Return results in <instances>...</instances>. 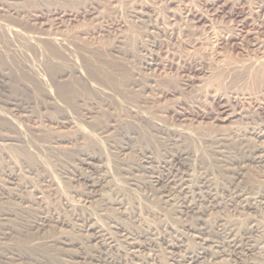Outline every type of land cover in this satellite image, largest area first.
Here are the masks:
<instances>
[{"label": "rangeland", "instance_id": "obj_1", "mask_svg": "<svg viewBox=\"0 0 264 264\" xmlns=\"http://www.w3.org/2000/svg\"><path fill=\"white\" fill-rule=\"evenodd\" d=\"M260 131L264 0H0V264H105L91 258L88 221L152 237L133 259L121 241L109 252L128 264H171L174 242L197 248L192 196L162 203L150 182L175 153L171 172L204 186L195 201L210 238L220 216L242 235L264 209L236 210L229 196L264 201V164L249 156L264 152ZM93 168L117 181L123 208L85 198L79 178Z\"/></svg>", "mask_w": 264, "mask_h": 264}, {"label": "bare ground", "instance_id": "obj_2", "mask_svg": "<svg viewBox=\"0 0 264 264\" xmlns=\"http://www.w3.org/2000/svg\"><path fill=\"white\" fill-rule=\"evenodd\" d=\"M220 7V6H219ZM219 10V9H218ZM56 12V11H55ZM59 12V11H58ZM54 13V12H53ZM62 14V13H61ZM58 16V15H57ZM63 16V15H62ZM56 17V16H55ZM53 18V17H52ZM47 21V20H46ZM48 22V21H47ZM44 23V22H43ZM46 23V22H45ZM49 23V22H48ZM47 23V24H48ZM51 24V23H50ZM58 24V23H57ZM52 26V25H51ZM53 27V26H52ZM15 30V28H13ZM43 29V28H42ZM12 30V29H11ZM40 33V32H38ZM16 34V32H15ZM35 34V33H34ZM42 34V33H41ZM40 34V35H41ZM54 34V33H53ZM52 34V35H53ZM47 35L49 36L50 34L47 33ZM30 36V35H29ZM46 36V35H45ZM36 37V36H35ZM31 38V37H30ZM41 38V37H39ZM59 38V37H58ZM36 39V38H35ZM46 39V38H45ZM53 39V38H52ZM57 39V38H56ZM42 41V40H41ZM44 42V41H42ZM52 42V41H51ZM47 43V45H51L52 43H48V42H44ZM45 46V45H44ZM53 47V46H51ZM43 48V47H42ZM46 50L48 51L49 54H51L53 56H60V52H58L59 50L56 49H49V47H46ZM55 48V47H53ZM42 50V49H41ZM44 50V49H43ZM58 50V51H55ZM63 50H61L62 52ZM46 52V51H44ZM45 54V53H44ZM58 58V57H57ZM62 58V56H61ZM61 75V74H60ZM36 80H34L35 82ZM42 83V82H41ZM34 84V83H33ZM36 84V83H35ZM39 84V83H38ZM40 85V84H39ZM57 91V90H56ZM257 131V130H256ZM256 134V133H255ZM258 137H263L264 138V131H260V133H257ZM258 139V138H257ZM257 141V140H256ZM263 142V141H262ZM26 143V142H25ZM28 144V143H27ZM263 144V143H262ZM258 146V145H257ZM256 146V147H257ZM23 147V146H22ZM263 147V146H262ZM262 147H257L254 148L253 146V150L251 151V154L249 156L252 155V160L256 163H260V164H264V152L262 150ZM261 148V149H260ZM245 149V148H244ZM251 149V148H250ZM249 150V149H248ZM18 151V150H17ZM247 151V150H246ZM250 151V150H249ZM24 151H22L23 153ZM221 153V152H220ZM249 153V152H248ZM248 156V155H247ZM246 156V157H247ZM183 157V153H175V154H171L170 156H168L167 159H163L161 161H159V163L162 162V168L167 170V173L164 174L160 171H155L153 174L151 175V180L150 182L153 183V186L155 187L156 194H158V199H160L163 202H174V196L176 192H182L185 194H190L193 198V201H189L186 203V207H188V210L191 212V214L193 215V219L195 221L194 225H187L188 226V230L191 231L193 238L195 237L196 239L199 240V246L195 249H183L182 243H173V244H167L170 248H176V249H180L179 253L177 252L176 254H174L172 259V262L169 260V262H171V264H221L220 262V257L222 256H234L238 259H240L241 256L246 255L248 257V261L246 264H264V221L261 222L259 220H257V218L255 216H249L248 218V226L246 228V230L244 231V233L242 235L238 234L235 230V228H233L232 226L235 225V218L231 219L228 217H224V216H220L217 218L216 220V224H217V233L220 236L219 240H214L212 238H210L209 236V230L207 231V224L205 221V211L201 205V209L200 206H198L196 204L197 200H200L199 197L203 196L202 193L204 192L203 187L204 186H197V185H193L192 180H191V176L189 175L188 172L182 171V172H177L176 173L173 171L171 172V166L175 167V165L177 164V161L181 160V158ZM227 157V156H226ZM148 157H146L147 159ZM143 160V162L146 163V165L148 163H150L149 160ZM247 159V158H246ZM251 160V158H249ZM231 160V159H230ZM233 160V159H232ZM249 160V161H250ZM237 161V160H236ZM239 161V160H238ZM142 162V161H141ZM87 164V163H86ZM181 164V163H180ZM259 164V165H260ZM150 165V164H149ZM160 165V166H161ZM183 165V164H181ZM235 165V164H234ZM238 165V164H237ZM144 166V165H142ZM158 166V170L161 169ZM151 167V166H150ZM154 167V166H153ZM152 167V168H153ZM146 168V167H145ZM149 168V167H148ZM170 168V170H169ZM264 168V167H263ZM110 170V169H109ZM90 171V170H89ZM98 169H94L92 170V172L90 173H84L79 179L82 180V182L84 183L87 191L85 193V198L89 201V199H100V202H104L106 204H109L110 208L115 207V209L118 208H123V204L121 203L122 199H118L114 196L112 197L110 194L114 191L117 190V181L113 178H108V175H100L98 177H95L93 174L98 172ZM163 171V170H161ZM170 171V172H169ZM148 172V171H147ZM93 173V174H92ZM106 173V172H105ZM232 173V172H231ZM82 174V173H80ZM79 174V175H80ZM104 174V173H102ZM113 174V173H112ZM233 174V173H232ZM237 174V173H235ZM93 175V176H92ZM111 175V174H110ZM238 175V174H237ZM110 177V176H109ZM134 180V178H133ZM191 180V183H190ZM116 181V182H115ZM195 181V180H194ZM129 182V181H128ZM127 182V183H128ZM132 182V181H131ZM134 182V181H133ZM132 182V184H133ZM202 182V180L200 181ZM207 181H204V183ZM119 183V182H118ZM208 183V182H207ZM120 184V183H119ZM151 184V183H150ZM198 184V182L196 183ZM209 184V183H208ZM126 185V184H125ZM135 185V184H134ZM132 185V186H134ZM131 186V185H129ZM126 188V187H125ZM128 188V187H127ZM131 188V187H130ZM153 188V187H152ZM151 188V190H152ZM116 189V190H114ZM240 190V189H239ZM242 190V189H241ZM235 191V190H234ZM233 191V192H234ZM212 192V190H211ZM210 192V193H211ZM114 195V194H113ZM178 195V194H177ZM206 195V194H205ZM204 195V196H205ZM258 196V195H257ZM262 196V195H261ZM189 197V196H187ZM197 197V198H196ZM208 199L211 203H217L215 202V198L213 197L212 194L207 196ZM231 199V203L233 205V207L236 210H245V209H255L258 208L256 207L257 205H259V207H261L263 210L264 209V201L261 202L260 201H252L251 196L246 195L244 193V191H236L232 197L229 196ZM186 198V197H185ZM182 199V200H185ZM204 198V197H203ZM201 197V199H203ZM157 199V200H158ZM190 199V198H189ZM205 199V198H204ZM255 199V198H254ZM181 200V198H180ZM196 200V201H195ZM225 200V199H224ZM230 201V200H229ZM87 202V201H86ZM99 202V201H98ZM171 202V203H172ZM186 202V201H185ZM219 202V200H218ZM103 203V204H104ZM175 203V202H174ZM203 203V202H202ZM101 204V203H100ZM210 204V203H209ZM212 205V204H211ZM175 206V205H174ZM182 206V205H181ZM220 207V205H218ZM183 207V206H182ZM181 207V208H182ZM184 208V207H183ZM183 208L181 210H183ZM207 209V208H206ZM216 209V208H215ZM234 209V210H235ZM90 210V209H89ZM122 210V209H119ZM180 210V211H181ZM185 210V209H184ZM174 211V210H173ZM259 211V210H258ZM179 212V211H177ZM242 212V211H240ZM187 213V212H186ZM98 214V213H96ZM227 214V213H226ZM263 214V213H262ZM188 215V214H187ZM240 215V214H239ZM249 215V214H247ZM189 217V216H188ZM191 217V216H190ZM235 217V216H234ZM246 218V220H247ZM191 219V218H190ZM97 220V219H96ZM181 220H183V218H181ZM244 220V219H243ZM237 221V220H236ZM114 222V221H113ZM180 222V221H179ZM239 222V221H237ZM243 223V222H242ZM84 228L82 226V231H84L86 233V236L88 237L89 242L93 241V240H97L96 242L99 244V248L95 250V252L93 254H91V258L93 261L98 262V263H102L105 262V264H128L126 261L128 258H132V257H136L137 256V252L141 249H146L150 246H152L153 244V239L149 238L148 236L142 235V233L140 234H133L132 232H123V233H119L118 236L121 237V239L119 238H115L118 236L114 235L112 236L111 231L107 230L108 226L105 228L101 223H98L97 221H88L87 223H84ZM117 224V223H116ZM119 224V223H118ZM181 224V223H180ZM110 225V223H109ZM121 227V224H119ZM247 225V224H246ZM117 226V225H115ZM114 226V227H115ZM186 226V225H185ZM184 226V227H185ZM213 226V225H212ZM215 226V225H214ZM78 227V226H77ZM118 227V226H117ZM124 228V227H122ZM170 228V227H169ZM187 228V227H186ZM128 229V228H127ZM209 229V228H208ZM214 229V228H213ZM123 230V229H122ZM175 230V229H174ZM189 232V231H188ZM212 232H214L212 230ZM145 233V232H144ZM240 233V232H239ZM178 234V233H177ZM182 234V233H181ZM211 234V231H210ZM258 235V238H254V235ZM117 235V233H116ZM151 235V234H149ZM153 235V234H152ZM156 235V234H154ZM185 235V234H184ZM191 235V236H192ZM215 235V234H214ZM162 236V235H161ZM216 236V235H215ZM214 237V236H213ZM257 237V236H256ZM180 238V236H179ZM178 238V239H179ZM159 239V238H158ZM161 239V237H160ZM163 239V238H162ZM173 239V238H172ZM167 240V239H166ZM184 240V239H182ZM189 240V239H188ZM119 241L124 242L127 246H128V250H122L124 252V254H130L131 257H127L122 259H117L115 257H113V254L111 256H108L109 252L112 249H120L119 246ZM158 241V240H156ZM173 241V240H172ZM197 241V240H196ZM169 242V241H168ZM167 242V243H168ZM184 242V241H182ZM197 243V242H196ZM156 244V243H155ZM154 244V245H155ZM166 245V246H167ZM189 245V244H188ZM125 246V245H124ZM123 246V247H124ZM190 247V246H188ZM224 247L227 248H231L229 253H226V250L224 249ZM122 248V246H121ZM169 248V249H170ZM192 248V247H191ZM148 251V250H147ZM155 251V250H154ZM178 251V250H177ZM114 252V251H113ZM117 252V251H115ZM228 252V251H227ZM139 253V252H138ZM245 253V254H244ZM172 254V253H171ZM117 255V254H116ZM121 255V254H120ZM169 255V253H168ZM115 256V255H114ZM139 256V255H138ZM151 255H148V257ZM141 257L139 256V259ZM154 258V257H153ZM151 258V259H153ZM170 257H168L169 259ZM133 259V258H132ZM136 259V258H135ZM148 259V258H147ZM167 259V261H168ZM131 260V259H130ZM142 260V259H140ZM138 260V261H140ZM145 259H143L142 261H144ZM154 260V259H153ZM224 260V259H223ZM229 260V259H228ZM232 260H234L232 258ZM129 261V260H128ZM137 261V260H136ZM135 261V262H136ZM150 261V260H149ZM166 261V262H167ZM133 262V261H132ZM141 262V261H140ZM148 262V261H146ZM156 262V261H155ZM165 262V263H166ZM104 264V263H103ZM132 264V263H130ZM136 264V263H134ZM137 264H142L138 263ZM146 264V263H144ZM158 264V263H157ZM244 264V263H243Z\"/></svg>", "mask_w": 264, "mask_h": 264}]
</instances>
